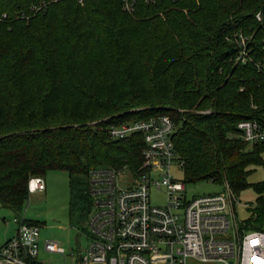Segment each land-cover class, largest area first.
I'll return each mask as SVG.
<instances>
[{"label": "trees", "instance_id": "trees-1", "mask_svg": "<svg viewBox=\"0 0 264 264\" xmlns=\"http://www.w3.org/2000/svg\"><path fill=\"white\" fill-rule=\"evenodd\" d=\"M238 28L260 37L264 0H135L130 11L121 0H0V205L19 213L31 175L64 170L69 218H83L89 167L141 164L142 135L113 138L108 125L166 113L185 182L251 186L240 225L260 228L264 179L247 176L264 165V142L243 140L236 122L259 117L264 76L234 60Z\"/></svg>", "mask_w": 264, "mask_h": 264}, {"label": "built area", "instance_id": "built-area-1", "mask_svg": "<svg viewBox=\"0 0 264 264\" xmlns=\"http://www.w3.org/2000/svg\"><path fill=\"white\" fill-rule=\"evenodd\" d=\"M121 1L128 11L135 2ZM254 16L262 20L259 11ZM228 38L236 46L234 60L252 63L264 76V28L258 38L242 28ZM236 128L243 140L264 142V103L259 117L239 119ZM175 129L166 113L109 124L113 138L142 135L141 164L137 171L125 165L89 167L86 245L74 255L55 241L41 242V224L23 214L13 218L16 229L0 245V264H45L38 259L40 246L65 261L70 256L74 264H185L187 257L218 264H264V223L260 228L241 227L235 211L238 195L226 181L221 191L188 197L185 180L172 175V166L182 168L172 140ZM44 187L41 175L27 180L28 196ZM152 189L162 190L161 204L152 202Z\"/></svg>", "mask_w": 264, "mask_h": 264}, {"label": "rangeland", "instance_id": "rangeland-1", "mask_svg": "<svg viewBox=\"0 0 264 264\" xmlns=\"http://www.w3.org/2000/svg\"><path fill=\"white\" fill-rule=\"evenodd\" d=\"M208 110V108H206ZM96 120V119H94ZM94 120H91L92 122ZM90 122V121H89ZM245 149L250 148V144H245ZM264 159V150L262 152ZM252 167V166H248ZM172 175L176 178H183V170L177 166L171 167ZM264 179V165H256L247 176L250 183ZM45 189L35 191L29 194L25 200L21 211L14 210L0 205V245L11 236L16 223L14 217H20L24 214L26 219L38 220L43 222L40 227V240L49 239L62 246L66 253L73 252L78 254L88 241V234L84 225L83 218H69L68 200L69 187L67 172L64 170H48L44 174ZM224 188L222 182L203 179L186 183V195L188 197L201 195L205 193L221 191ZM257 193L251 186L241 190L238 194L239 201L235 204L236 217L242 221L249 216V207L255 203ZM164 199L162 190H151V200L153 203L161 204ZM38 259L45 264H74L73 259L64 257L55 252H49L42 249L38 253ZM185 264H218L214 261H201L194 257H187Z\"/></svg>", "mask_w": 264, "mask_h": 264}, {"label": "crops", "instance_id": "crops-1", "mask_svg": "<svg viewBox=\"0 0 264 264\" xmlns=\"http://www.w3.org/2000/svg\"><path fill=\"white\" fill-rule=\"evenodd\" d=\"M43 178H44V176H43ZM44 182H45V181H44ZM44 189H45V187H44ZM44 189H43V190H44Z\"/></svg>", "mask_w": 264, "mask_h": 264}]
</instances>
